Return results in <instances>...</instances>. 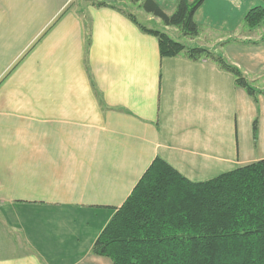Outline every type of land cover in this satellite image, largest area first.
I'll list each match as a JSON object with an SVG mask.
<instances>
[{"label": "crops", "instance_id": "obj_1", "mask_svg": "<svg viewBox=\"0 0 264 264\" xmlns=\"http://www.w3.org/2000/svg\"><path fill=\"white\" fill-rule=\"evenodd\" d=\"M154 1L169 14L178 2ZM255 7L264 0H203L194 37L140 7L239 67L252 95L211 58L162 56L115 7L0 0V264H113L94 243L156 157L193 181L264 158Z\"/></svg>", "mask_w": 264, "mask_h": 264}, {"label": "trees", "instance_id": "obj_2", "mask_svg": "<svg viewBox=\"0 0 264 264\" xmlns=\"http://www.w3.org/2000/svg\"><path fill=\"white\" fill-rule=\"evenodd\" d=\"M92 2L119 9L144 32L156 35L162 56L211 58L249 93L259 92L222 54L173 38L125 5ZM202 2L178 0L170 14L154 0H143L139 6L165 26L194 37L199 34L194 13ZM246 19L257 25L264 20V9H251ZM93 253L110 257L113 264H264V158L193 181L156 157L96 239Z\"/></svg>", "mask_w": 264, "mask_h": 264}, {"label": "rangeland", "instance_id": "obj_3", "mask_svg": "<svg viewBox=\"0 0 264 264\" xmlns=\"http://www.w3.org/2000/svg\"><path fill=\"white\" fill-rule=\"evenodd\" d=\"M92 1V0H90ZM95 1H99V0H95ZM107 2H111V3H115V4H118L119 6L121 5H125V7L129 8L132 12H135L137 14H139L138 16L140 17V19H144V17L142 16L143 15V12L139 6L138 3H133L131 2L130 0H106ZM145 15V14H144ZM150 25V24H149ZM173 27V26H172ZM176 29L178 30V28H169V29H166V31L175 39L179 40V36L177 35V31ZM183 38H181L180 40H182Z\"/></svg>", "mask_w": 264, "mask_h": 264}]
</instances>
